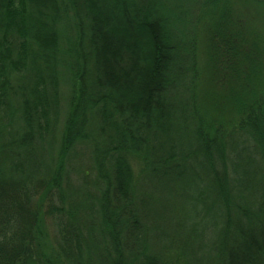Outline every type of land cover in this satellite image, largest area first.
I'll list each match as a JSON object with an SVG mask.
<instances>
[{
    "label": "trees",
    "instance_id": "1",
    "mask_svg": "<svg viewBox=\"0 0 264 264\" xmlns=\"http://www.w3.org/2000/svg\"><path fill=\"white\" fill-rule=\"evenodd\" d=\"M262 8L0 0V264H264Z\"/></svg>",
    "mask_w": 264,
    "mask_h": 264
},
{
    "label": "rangeland",
    "instance_id": "2",
    "mask_svg": "<svg viewBox=\"0 0 264 264\" xmlns=\"http://www.w3.org/2000/svg\"><path fill=\"white\" fill-rule=\"evenodd\" d=\"M191 12L193 13L196 9H194V6H195V2L194 3H191ZM261 15H263L264 17V8L261 9ZM258 25L261 26V28L263 29L264 27V20H258ZM47 226L46 228L48 229V233L50 234L51 237H53V235L55 234V226L54 224L52 223V221L48 220L47 221Z\"/></svg>",
    "mask_w": 264,
    "mask_h": 264
}]
</instances>
